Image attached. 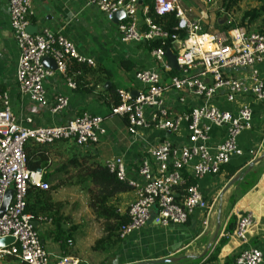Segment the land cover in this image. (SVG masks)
Listing matches in <instances>:
<instances>
[{
	"label": "built area",
	"instance_id": "2783aa9c",
	"mask_svg": "<svg viewBox=\"0 0 264 264\" xmlns=\"http://www.w3.org/2000/svg\"><path fill=\"white\" fill-rule=\"evenodd\" d=\"M70 1L97 8L110 22L115 13L124 11L125 19L117 24L124 44L146 49L156 41L163 45L148 49L152 68L135 71L141 91L133 95L119 90L120 104L110 111L111 116L126 121L128 135L140 145L144 155L137 165V179L129 178L123 157L111 158L104 164L137 192L127 212L128 222L119 230L120 238L126 240L150 222L163 228L183 226L197 211L209 214L210 206L198 181L220 175L222 168L244 156L239 138L254 129L252 102L264 105V78L255 69L264 62V33L235 27L211 35L204 32L200 20L189 18L181 0H154L153 9L159 17L175 14V30L183 31L185 38L156 24L149 16V7H143L140 0ZM201 3L209 12L210 1ZM8 6L19 51L15 80L19 93L30 102L26 121L33 124L35 116L43 113L57 116L66 112L69 99L60 94L49 99L46 82L56 73L67 78L69 59L90 67L96 66L95 60L81 54L63 34L50 30L31 33L33 0H9ZM168 41L173 46L166 50ZM167 51L175 55L179 71L170 68ZM48 57L55 61L57 71L44 66L43 60ZM245 70L251 71L239 77ZM67 82L70 88H76L73 80ZM214 128L225 130V137L216 143L212 139ZM154 133L157 136L153 137ZM182 134L185 142L180 143L177 138ZM106 135L103 117L88 111L68 114L65 121L51 126L23 127L12 110L10 95L0 93V210L6 193L14 190L10 206L0 217V239L15 240L11 246L0 249V264L13 258L26 264L81 263L73 255H63L52 262L35 225L52 220L43 216L35 219L26 212L28 189L33 186L49 191L51 184L44 180L45 168L27 167L24 146L28 141L49 146L73 140L83 150L99 144ZM251 155L256 156V152ZM190 179L197 183L189 185ZM254 219L253 213L248 212L238 221L235 236L246 247L235 264H264V251L248 247ZM203 224L209 226L208 217Z\"/></svg>",
	"mask_w": 264,
	"mask_h": 264
},
{
	"label": "crops",
	"instance_id": "0c3cea01",
	"mask_svg": "<svg viewBox=\"0 0 264 264\" xmlns=\"http://www.w3.org/2000/svg\"><path fill=\"white\" fill-rule=\"evenodd\" d=\"M8 1L0 0V93L10 95L12 110L20 125L23 127L51 126L60 121H65L68 114L84 111L100 115L104 119L107 135L102 138L99 144L87 147L85 150L94 149L91 152L102 165L111 158L123 157L128 167L129 178L137 179V165L144 155L140 145L128 135L126 121L121 117L111 116L112 105H108L109 97L103 90H108L113 86L117 91L125 90L137 95L141 91V86L135 78V71L137 69H150L154 66L149 50L139 45L122 43L117 32V24L108 21L93 6L70 0H33V15L29 17L31 33L50 30L65 35L75 44L81 54L95 60V67L87 65L92 71L98 67L107 68L112 73V77L108 81L104 77H86L85 72L67 75V78L56 73L45 84L48 97L53 99L58 94L63 95L69 99V107L66 112L57 116L51 113L35 116L33 124H29L26 119L28 118L27 111H30V102L28 97L19 93L15 80L19 51L11 27ZM144 1L146 0H140L141 5L143 7L148 6L143 4ZM184 1L190 6L187 11L189 18L200 20L204 32L215 35L229 31L217 29L219 16L215 14L216 11L210 12L212 7H216L212 0H207L210 1L209 12L206 5L202 3L198 5L196 0ZM152 3L154 4V0ZM259 5L260 3L256 0L240 2L237 12L229 18L228 22L239 19L245 11ZM193 9L200 11L201 17L190 16L189 14L194 11ZM140 18L143 21V15H140ZM210 20L213 26L208 28L207 21ZM207 40L209 41V38ZM122 62L128 63L132 68L126 70L121 66ZM255 69L264 78V62L257 65ZM250 71L245 70L238 76L248 75ZM89 77L91 80L86 87L93 88L96 85L93 92L84 91L78 85L72 89L67 82V79H71L77 84L79 78L85 82ZM187 107L188 105L185 108ZM252 107L254 109V129L243 133L239 138V145L244 156L234 159L231 163L235 167H242L236 175L244 173L253 159H258L264 154V105L252 102ZM157 134L154 133L152 136H157ZM184 135L179 136L177 141L185 142ZM224 137L225 130L223 128L213 129L212 139L215 143ZM252 151L256 152V156L251 155ZM100 156L103 160H99ZM47 173L49 175L56 174L53 168ZM62 177H66V175L59 172L52 177L49 183L52 186V183H57ZM231 179L228 178V172L224 169L218 176L206 177L198 183L196 182L210 206L209 214L197 211L183 226L163 228L150 222L140 231L124 240L117 251L110 252L111 255L106 254L105 256L103 253L97 257L98 254L93 253L88 259L90 264H94L96 261H103V264H142L153 260L183 256H189V259L186 260H200L196 264H235L236 258L246 247L236 238L235 230L242 215L248 212L253 213L255 218V225L249 233L248 247L259 248L264 251V162L254 166L240 185L236 184L226 192L225 188ZM136 198L137 192L135 190L119 195L117 207L122 216L127 215L129 207ZM42 216L46 219L49 218L47 215ZM62 216L63 219H67L63 223V229L75 227L73 233L84 232V229L89 231L93 225H96L88 208L86 211H80L72 216L65 213ZM206 217L209 219L208 227L203 224ZM235 220L237 221L235 226L228 229L232 221ZM219 221H221V229L216 243L206 256L199 258L212 241ZM83 222L87 224L85 228L81 227ZM67 223H71L72 226L65 228ZM37 226L41 242L50 254L51 261H59L64 250L53 235H50L53 230L52 222H42ZM91 234L92 231L89 232V237ZM94 240L92 239L86 246L90 245L91 248L94 245ZM76 251L78 254L76 257L80 259V264H82L80 251ZM97 253L100 254V252ZM2 264H18V262L7 259Z\"/></svg>",
	"mask_w": 264,
	"mask_h": 264
},
{
	"label": "trees",
	"instance_id": "16d2710c",
	"mask_svg": "<svg viewBox=\"0 0 264 264\" xmlns=\"http://www.w3.org/2000/svg\"><path fill=\"white\" fill-rule=\"evenodd\" d=\"M198 5H201L202 0H196ZM216 4V9H214L215 14L219 16L226 15L229 18L237 12V8L240 2L245 0H212ZM260 3L258 7L251 8L245 11L239 19L222 24L217 23V29L219 31H228L235 27L244 28L250 33H264V0H256ZM153 0L144 1V5L149 7V16L153 18L154 22L166 30L179 34L181 38H185V33L183 31H176L175 28L178 23V19L175 14H171L164 17H159L154 13ZM163 46L161 41H156L149 46L150 49H155ZM172 42H166L164 48L169 50L172 48ZM121 66L126 70L132 68L126 62H122ZM78 72H85L87 76H98V78L104 77L106 80H110L112 73L103 67H98L93 71L87 65L78 63L75 60L69 59L67 61V75H74ZM84 79V78H83ZM91 78L85 82L81 78L77 80V85L83 88L84 91L93 92L96 85L93 88H87ZM109 97L108 105L112 107L120 104V97L118 91L115 87H111L108 90H103ZM82 150L75 141L64 140L59 141L53 145L42 146L34 143L33 141H28L24 146V152L27 158V167L30 170H36L38 168H45L47 171L54 169L56 174L47 173L45 176V181L50 182L52 177L57 175V173H64V175H69L74 172L76 178V184L84 187L87 197H88V207L92 212L95 220L101 223L102 235L98 238L94 245L91 247L94 252L100 253H110L112 251H117L123 240L119 236V230L123 224L128 222L127 215H121L117 207V198L119 195L132 192L134 188L126 182L120 181L115 173H112L108 168L102 165L95 159V155L88 150ZM64 157V159H63ZM226 169L228 172V178L234 177L242 167H235L233 165H228L223 170ZM250 174V173H249ZM248 176V175H247ZM246 176V177H247ZM63 184V181H58L53 186V190L59 189ZM189 185L196 184L195 181L189 180ZM252 186V185H250ZM51 189L49 191H42L38 188L31 186L28 189L26 197V212L33 215L35 219L39 216L47 215L53 224V230L50 235L60 243L61 248L64 250L63 255H73L77 256L76 253L67 249L70 247L69 243L74 246L73 230L75 227L70 229H63L64 220L61 212V208L51 200ZM182 189L179 190V194L182 195ZM235 219V217H234ZM236 220L232 221L228 229L235 226ZM41 238V237H40ZM16 260L18 264H26L21 261ZM200 260H183L179 264H196Z\"/></svg>",
	"mask_w": 264,
	"mask_h": 264
},
{
	"label": "rangeland",
	"instance_id": "374dc122",
	"mask_svg": "<svg viewBox=\"0 0 264 264\" xmlns=\"http://www.w3.org/2000/svg\"><path fill=\"white\" fill-rule=\"evenodd\" d=\"M181 1H182V6L184 8H186V10L188 11L190 6L187 5L186 1H184V0H181ZM214 9H215V7H212L210 9V12H213ZM193 10L194 11L189 14L190 16L193 15L194 17H201L202 13L200 11H198L196 9H193ZM207 25H209L208 28L213 26L211 20L207 21ZM208 32H211V31H208ZM99 160H103L102 156H100ZM61 180L63 181V184L57 190L52 189L53 186L55 185V183H52L51 193H50L51 194L50 195L51 200L57 204V207H58V205L60 206V208H61L60 213L61 214L65 213L66 215L72 216L74 214L79 213L80 211L81 212L86 211L87 208L89 209L87 193H86L83 186L76 184V178H75L74 172L72 171L71 174L66 175V177H62ZM92 216H93V214H92ZM93 218H94V221L96 222L95 223L96 225H93V227H91V229L89 231L84 229V232L77 231V232L73 233V239H74V245L75 246H72L69 248L67 246V249L71 248L70 251H72V252L75 251L76 254H77L76 250L80 251L79 253H80L81 259L83 261L82 264H90L88 259L93 253L98 254V255H96L97 257H100L101 254H103V253L99 254L97 252H94L92 250V248L89 247L90 245L86 246L90 243V241L92 239L94 240V238H95V240H97L96 238H98L102 234V226H100V223L95 220L94 216H93ZM66 220L67 219H65L64 221H66ZM83 223L84 224L82 226L81 225H79V226H81L82 228H85L87 226V224L85 222H83ZM70 224L71 223H67L65 225V228H68V226H72ZM88 229H89V227H88ZM91 231H92V234L89 237V232L91 233ZM44 238H45V236H44ZM95 240H94V242H95ZM94 242H93V244H94ZM104 254H105V256H106V254L111 255V253H108V252L104 253ZM110 257H108V258H110ZM103 263H104L103 261H96L94 264H103Z\"/></svg>",
	"mask_w": 264,
	"mask_h": 264
},
{
	"label": "water",
	"instance_id": "95a60500",
	"mask_svg": "<svg viewBox=\"0 0 264 264\" xmlns=\"http://www.w3.org/2000/svg\"><path fill=\"white\" fill-rule=\"evenodd\" d=\"M125 16L126 15H125L124 11H122V10L118 11L117 13L114 14L112 21L115 24H118L120 21L125 19ZM227 20H228V17L226 15H224V16H222V18L219 19V22L224 24L227 22ZM29 31L31 32L30 27H29ZM166 57H167V60L169 62L170 68L173 70L179 71V67L176 63L175 55L171 51H167ZM43 64L47 68H49L53 71H57V65L52 58H49V57L45 58L43 60ZM89 150L94 151V149H91V148ZM263 162H264V154L261 157H259L258 159H255L244 173L238 174L235 177H233L231 179V181L228 183V185L226 186L225 191L227 192L231 187H233L236 184L240 185L241 182L243 181V179L253 170L254 166L261 164ZM13 195H14V190H9L6 193L4 202H3L1 210H0V217H2L6 213L8 207L10 206V204L12 202ZM35 225L37 226V224H35ZM220 229H221V221L218 222L216 231L214 233V236H213L212 241L210 242L208 248L203 253V255L199 256V258L206 256L207 253L209 252V250L211 249V247L216 243L218 236H219ZM14 242H15V240L13 238L0 239V249L7 248V247L11 246L12 244H14ZM186 259H189V256L164 258V259L144 262L142 264H179L183 260H186Z\"/></svg>",
	"mask_w": 264,
	"mask_h": 264
},
{
	"label": "bare ground",
	"instance_id": "6f19581e",
	"mask_svg": "<svg viewBox=\"0 0 264 264\" xmlns=\"http://www.w3.org/2000/svg\"><path fill=\"white\" fill-rule=\"evenodd\" d=\"M206 41H208V40H207V38H206ZM209 49H213V48H212V47H210Z\"/></svg>",
	"mask_w": 264,
	"mask_h": 264
}]
</instances>
